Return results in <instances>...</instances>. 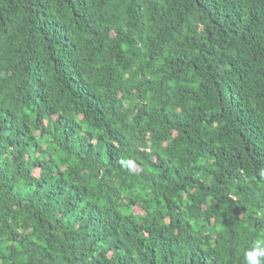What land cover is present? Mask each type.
<instances>
[{
  "label": "trees",
  "instance_id": "16d2710c",
  "mask_svg": "<svg viewBox=\"0 0 264 264\" xmlns=\"http://www.w3.org/2000/svg\"><path fill=\"white\" fill-rule=\"evenodd\" d=\"M264 239V0H0V264H246Z\"/></svg>",
  "mask_w": 264,
  "mask_h": 264
},
{
  "label": "clouds",
  "instance_id": "9594fccd",
  "mask_svg": "<svg viewBox=\"0 0 264 264\" xmlns=\"http://www.w3.org/2000/svg\"><path fill=\"white\" fill-rule=\"evenodd\" d=\"M246 264H264V239H257L244 253Z\"/></svg>",
  "mask_w": 264,
  "mask_h": 264
}]
</instances>
